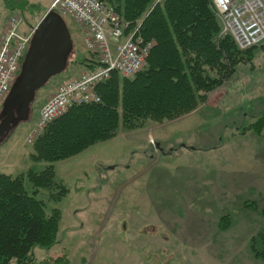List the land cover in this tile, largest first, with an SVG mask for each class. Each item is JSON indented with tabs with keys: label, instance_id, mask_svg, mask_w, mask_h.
<instances>
[{
	"label": "rangeland",
	"instance_id": "obj_1",
	"mask_svg": "<svg viewBox=\"0 0 264 264\" xmlns=\"http://www.w3.org/2000/svg\"><path fill=\"white\" fill-rule=\"evenodd\" d=\"M52 2L0 0V34L15 18L21 30L36 25ZM65 21L74 33L65 69L37 90L29 119L0 138V173L48 164L33 158V121L59 84L84 71L78 25ZM252 55L195 109L120 126L114 137L52 162L56 188H39L37 197L47 212L61 211L57 242L35 246L33 264L62 255L68 264H264L249 248L264 231L253 209L264 199V127L258 136L244 130L264 115V43ZM58 185L67 193L56 201Z\"/></svg>",
	"mask_w": 264,
	"mask_h": 264
},
{
	"label": "trees",
	"instance_id": "obj_2",
	"mask_svg": "<svg viewBox=\"0 0 264 264\" xmlns=\"http://www.w3.org/2000/svg\"><path fill=\"white\" fill-rule=\"evenodd\" d=\"M104 1L122 15L127 31L136 28L143 40L153 41L146 65L131 77L113 71L96 86L99 102L69 108L40 132L33 158L48 162L43 169L14 176L0 173V264H33L35 246L50 248L57 242L61 211L56 207L47 212L37 197L39 188H56L52 162L114 137L120 126L137 127L146 118L171 120L195 109L264 43L238 48L222 32L212 0ZM81 62L83 69L90 68L88 57ZM263 127L261 115L244 130L258 136ZM58 188L51 195L56 201L67 193ZM253 209L264 216V199ZM227 218L221 216V228ZM257 238L261 250L255 247ZM249 248L264 262V231L252 236ZM47 264H68V259L62 255Z\"/></svg>",
	"mask_w": 264,
	"mask_h": 264
},
{
	"label": "built area",
	"instance_id": "obj_3",
	"mask_svg": "<svg viewBox=\"0 0 264 264\" xmlns=\"http://www.w3.org/2000/svg\"><path fill=\"white\" fill-rule=\"evenodd\" d=\"M222 32L231 36L240 49L264 41V0H212ZM51 9L79 26L90 68L59 84L41 106L30 133L32 143L40 132L69 108L99 102L96 86L113 71L131 77L146 63L153 41L143 40L104 0H53ZM34 28L21 32L15 18L0 34V103L17 75Z\"/></svg>",
	"mask_w": 264,
	"mask_h": 264
},
{
	"label": "water",
	"instance_id": "obj_4",
	"mask_svg": "<svg viewBox=\"0 0 264 264\" xmlns=\"http://www.w3.org/2000/svg\"><path fill=\"white\" fill-rule=\"evenodd\" d=\"M72 47L71 35L64 19L54 10L46 12L34 27L20 71L5 99L7 116L0 123V138L19 122L29 119L37 90L65 69Z\"/></svg>",
	"mask_w": 264,
	"mask_h": 264
},
{
	"label": "flooded vegetation",
	"instance_id": "obj_5",
	"mask_svg": "<svg viewBox=\"0 0 264 264\" xmlns=\"http://www.w3.org/2000/svg\"><path fill=\"white\" fill-rule=\"evenodd\" d=\"M3 108L0 111V123L6 118L7 114L5 112L4 106H2ZM15 115L17 116V110L15 109Z\"/></svg>",
	"mask_w": 264,
	"mask_h": 264
},
{
	"label": "crops",
	"instance_id": "obj_6",
	"mask_svg": "<svg viewBox=\"0 0 264 264\" xmlns=\"http://www.w3.org/2000/svg\"><path fill=\"white\" fill-rule=\"evenodd\" d=\"M77 31V32H76ZM76 31H75V33L76 34H78V36L80 35V33H78V31H79V27L77 26L76 27ZM72 32V31H71ZM71 35H73L74 36V33L73 34H71ZM84 50V49H83ZM84 57H85V51H84ZM83 69V68H82Z\"/></svg>",
	"mask_w": 264,
	"mask_h": 264
}]
</instances>
